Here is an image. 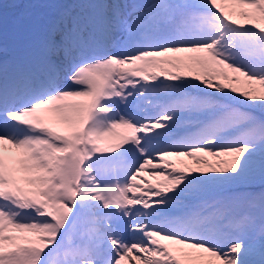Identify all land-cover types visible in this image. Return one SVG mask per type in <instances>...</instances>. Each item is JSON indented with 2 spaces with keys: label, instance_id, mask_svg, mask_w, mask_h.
<instances>
[{
  "label": "snow or ice",
  "instance_id": "6c2138e0",
  "mask_svg": "<svg viewBox=\"0 0 264 264\" xmlns=\"http://www.w3.org/2000/svg\"><path fill=\"white\" fill-rule=\"evenodd\" d=\"M47 7L0 30V264H264V0Z\"/></svg>",
  "mask_w": 264,
  "mask_h": 264
},
{
  "label": "rangeland",
  "instance_id": "374dc122",
  "mask_svg": "<svg viewBox=\"0 0 264 264\" xmlns=\"http://www.w3.org/2000/svg\"><path fill=\"white\" fill-rule=\"evenodd\" d=\"M52 3H55V0H49V1H47V5H49V4H52ZM30 8L32 9V11L36 14V15H38V12H36L37 10L36 9H40V10H43V11H45L46 10V12L44 13L45 15H47L48 13H50V11H51V9L49 8V7H42V6H38L37 8H34V6L32 5V2H30ZM1 20H4V19H1ZM4 23V22H3ZM15 23L13 22V21H11L10 23H9V26H8V28L4 31V33H11L10 35H9V37H11L12 36V34H14V30H15ZM236 86H240V85H236ZM173 159V161H174V163L176 162V158H172ZM180 159H182V160H184V162L185 163H187V164H190L191 163V160H189L188 158H180ZM209 159H211V158H209ZM147 179L149 180V181H152V182H155V178H153V177H151V176H148L147 177ZM253 259L254 260H258L259 259V257H253ZM131 264H134L133 262H130Z\"/></svg>",
  "mask_w": 264,
  "mask_h": 264
},
{
  "label": "bare ground",
  "instance_id": "6f19581e",
  "mask_svg": "<svg viewBox=\"0 0 264 264\" xmlns=\"http://www.w3.org/2000/svg\"><path fill=\"white\" fill-rule=\"evenodd\" d=\"M134 263V262H133ZM131 264V263H130Z\"/></svg>",
  "mask_w": 264,
  "mask_h": 264
}]
</instances>
